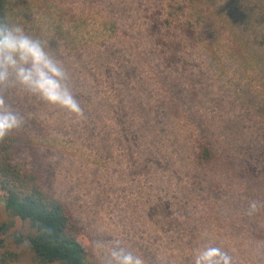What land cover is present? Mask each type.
I'll list each match as a JSON object with an SVG mask.
<instances>
[{
  "label": "rangeland",
  "instance_id": "obj_1",
  "mask_svg": "<svg viewBox=\"0 0 264 264\" xmlns=\"http://www.w3.org/2000/svg\"><path fill=\"white\" fill-rule=\"evenodd\" d=\"M3 14L59 46L71 74L84 119L3 95L25 118L17 164L67 205L98 264L114 240L145 264H193L209 243L264 264V209L248 215L264 204V0H4ZM12 220L0 257L43 264Z\"/></svg>",
  "mask_w": 264,
  "mask_h": 264
},
{
  "label": "clouds",
  "instance_id": "obj_2",
  "mask_svg": "<svg viewBox=\"0 0 264 264\" xmlns=\"http://www.w3.org/2000/svg\"><path fill=\"white\" fill-rule=\"evenodd\" d=\"M58 48L53 49L21 24L0 22V141L25 124L20 111L5 100L3 92L6 89L18 88L77 119L86 118L73 91L71 74L56 56ZM261 209H264V204L252 200L248 215H254ZM111 244L103 264H145L142 255L124 246L120 240L111 241ZM98 246L103 247L102 244ZM193 264H235V260L228 251L209 243L195 250Z\"/></svg>",
  "mask_w": 264,
  "mask_h": 264
},
{
  "label": "trees",
  "instance_id": "obj_3",
  "mask_svg": "<svg viewBox=\"0 0 264 264\" xmlns=\"http://www.w3.org/2000/svg\"><path fill=\"white\" fill-rule=\"evenodd\" d=\"M4 0H0V22ZM23 138L16 132L0 141V197L11 218L0 221V250L4 247L2 236L13 226V218L28 223L33 235L23 238L16 234V243L28 242L31 252L43 264H98L80 241L81 231L67 205L44 190L41 179L33 171L22 169L16 162L23 145ZM215 153L210 145L198 147V164L211 165ZM13 253L0 257V264H9Z\"/></svg>",
  "mask_w": 264,
  "mask_h": 264
}]
</instances>
